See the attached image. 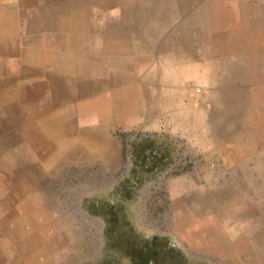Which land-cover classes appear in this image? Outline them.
<instances>
[{
  "label": "crops",
  "instance_id": "0c3cea01",
  "mask_svg": "<svg viewBox=\"0 0 264 264\" xmlns=\"http://www.w3.org/2000/svg\"><path fill=\"white\" fill-rule=\"evenodd\" d=\"M6 10L12 32L0 54L27 65L23 74L59 81L72 125L118 145L104 153L131 142L112 141L115 130L134 133L165 161L156 177L175 154L188 158L176 143L195 152L176 239L264 264V0H12ZM8 236L0 264L28 263L21 239Z\"/></svg>",
  "mask_w": 264,
  "mask_h": 264
},
{
  "label": "rangeland",
  "instance_id": "374dc122",
  "mask_svg": "<svg viewBox=\"0 0 264 264\" xmlns=\"http://www.w3.org/2000/svg\"><path fill=\"white\" fill-rule=\"evenodd\" d=\"M11 2L0 0V42L12 32L6 22ZM23 68L21 60L0 54L1 244L13 231L30 259L25 264L244 263V255L198 254L174 237L173 219H181L187 203L180 191L197 167L189 145L176 143L188 158L175 154L169 172L156 177L151 170L165 161L157 162L154 145L135 141L134 133L115 130L112 141L127 135L131 142L115 152L94 151L93 144L118 145L109 144L102 129L72 125L75 112L70 97L59 94V81L23 74ZM57 104L61 111H54ZM90 137L100 140L89 143ZM173 179L171 190L166 181ZM257 242L262 248L264 240Z\"/></svg>",
  "mask_w": 264,
  "mask_h": 264
},
{
  "label": "bare ground",
  "instance_id": "6f19581e",
  "mask_svg": "<svg viewBox=\"0 0 264 264\" xmlns=\"http://www.w3.org/2000/svg\"><path fill=\"white\" fill-rule=\"evenodd\" d=\"M187 49V48H186ZM121 53V52H120ZM122 54V53H121ZM123 56V55H122ZM125 59V58H124ZM101 71H102V69H101ZM223 88V87H222ZM209 89V88H208ZM210 90V89H209ZM217 91V90H216ZM211 92V91H210ZM211 94H212V92H211ZM220 96V95H219ZM219 96H218V98H219ZM213 97V96H212ZM215 97H217V96H215ZM214 98V97H213ZM217 98V99H218ZM135 99V98H134ZM215 107V106H214ZM205 114H207L206 112H205ZM207 116V115H206ZM203 119V118H202ZM174 120H172V122H173ZM181 121V120H180ZM214 122V121H213ZM208 123V122H207ZM176 124V123H175ZM177 124H178V122H177ZM182 124H183V122H182ZM209 124V123H208ZM207 127V126H206ZM209 127V126H208ZM206 129H208V128H206ZM103 145V144H102ZM93 149H94V151H96L97 149H99V148H104V145L103 146H100V145H98V144H93V146H91ZM104 154V153H103ZM248 227H249V225H248ZM262 241V240H261Z\"/></svg>",
  "mask_w": 264,
  "mask_h": 264
},
{
  "label": "built area",
  "instance_id": "2783aa9c",
  "mask_svg": "<svg viewBox=\"0 0 264 264\" xmlns=\"http://www.w3.org/2000/svg\"><path fill=\"white\" fill-rule=\"evenodd\" d=\"M195 93H199V90H198V89H196Z\"/></svg>",
  "mask_w": 264,
  "mask_h": 264
}]
</instances>
